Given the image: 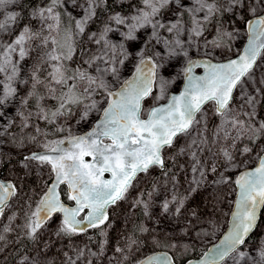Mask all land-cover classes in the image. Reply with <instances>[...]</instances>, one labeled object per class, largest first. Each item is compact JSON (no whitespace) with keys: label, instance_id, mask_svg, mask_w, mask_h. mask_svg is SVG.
<instances>
[{"label":"snow or ice","instance_id":"snow-or-ice-1","mask_svg":"<svg viewBox=\"0 0 264 264\" xmlns=\"http://www.w3.org/2000/svg\"><path fill=\"white\" fill-rule=\"evenodd\" d=\"M242 32L247 43L233 51ZM209 113L219 120L211 131ZM73 118L87 130L73 133ZM37 121L66 135L50 139ZM6 165L0 264H57V240L71 245L59 264H264V0H0ZM44 168L46 187L18 225L10 201ZM122 202L125 231L112 243L110 213ZM223 204L226 230L193 258L219 231Z\"/></svg>","mask_w":264,"mask_h":264},{"label":"rangeland","instance_id":"rangeland-1","mask_svg":"<svg viewBox=\"0 0 264 264\" xmlns=\"http://www.w3.org/2000/svg\"><path fill=\"white\" fill-rule=\"evenodd\" d=\"M97 29V25L93 24L91 26V31H96ZM242 35V39L241 38H237L235 41L232 42V47H233V51L239 50L245 40V37L243 32L241 33ZM208 38L211 39V35H208ZM81 40L83 38H80ZM79 43V41H78ZM88 48H91L92 50H95L94 45H90V44H86L85 45ZM195 52H193L192 54H194ZM218 58H224L223 56L220 55V51L217 50L216 53ZM176 71H179V64L177 62V66H176ZM259 71V70H258ZM163 75L165 77H168L169 75H173V69L170 67L167 69V71L163 72ZM182 83L178 82L177 84H173L171 86H169L168 88V94L171 91H176L180 88ZM258 85L256 84H252L251 88L257 87ZM251 88L248 89V91H251ZM240 103L239 98L237 97L235 104L238 106ZM36 123L39 124V126L41 127V124L43 123V121H37ZM58 124L60 123V121L57 122ZM69 125L71 126L73 133L74 132H79L82 131L84 129L87 128V125H78L75 123V118H73V120H70ZM219 123L218 118H214L211 116V113H209V131H211V129L213 127H215L217 124ZM42 128V127H41ZM25 132H30L29 129H26ZM35 147V146H32ZM29 149L25 148L24 151L27 152ZM13 164H15V159L13 160ZM0 172H4L5 176L10 178L13 174L8 172V166L6 165L3 170L0 169ZM16 174L19 176H23V170L17 168ZM47 178V168L44 169H40V170H35L33 171L32 175L27 177L24 181H23V193H27V195H23L21 194L18 198H14L13 201H11L10 203V208L6 210V215L7 216H11L13 213L16 214V221L15 223L18 225H23L25 222V213L26 212H30L32 210L35 209V202H36V198L38 197V193L40 191L43 190L44 187H46V185H44L42 183L43 180H46ZM182 191V189H181ZM31 197V200L28 199V197ZM232 197H228L229 201L231 200ZM27 201V203H26ZM201 202V195H196L190 202H189V206H193L195 204H200ZM28 204H31V208L28 207ZM128 205L125 203H121V205L116 209L115 212H111L110 215L113 216L114 218V225L113 228L109 230V239L112 243L117 242L118 237L120 236V233L122 231H125L124 225L127 222L125 220V215L127 214L128 211ZM220 211L217 214V216L213 217V220H218L219 223V231L217 232V234L215 236H213L211 238L210 241H205V243L203 244L204 246H206L207 244L213 242L214 240H216L220 234L222 233V231L224 230V227L226 225L227 222V218L229 215V204H223L220 205ZM201 211H207V201L204 202V204L201 205ZM133 219H135L136 221H138L139 219V212L137 211V214L135 217H133ZM141 223H146V221H144L142 218L140 220ZM60 223V216L57 215L55 217H53V219L51 221H49L48 225H47V232L44 233L43 238L47 239V235L48 233H51L53 231H55V229L57 228V225ZM13 236H15V233L12 234ZM87 237L82 236V237H77L74 239L73 244H77V245H83V243L87 242ZM31 247L27 250L28 252H31L32 249V244H30ZM203 245H201L200 247H202ZM71 245H69V242L67 240H64L63 242L57 240L56 245L50 250L49 252V256L55 258L57 260V264H59V256L58 253L61 250H67V247H70ZM90 247L93 245H89Z\"/></svg>","mask_w":264,"mask_h":264},{"label":"trees","instance_id":"trees-1","mask_svg":"<svg viewBox=\"0 0 264 264\" xmlns=\"http://www.w3.org/2000/svg\"><path fill=\"white\" fill-rule=\"evenodd\" d=\"M102 18V17H101ZM95 25H97V24H95ZM69 27H71V25H68ZM193 55H195V53L193 54ZM229 55H231V53H229ZM41 127H42V129H44L45 131H48V132H50V133H52V135H50V139H57V138H61V137H63V136H65L66 135V133H63V134H55L54 133V130H53V126H51V125H45V123L43 122L42 124H41ZM1 170H3V169H1ZM47 179V178H46ZM42 194V191H40L39 193H38V197L36 198V204L38 203V201H39V198H40V195ZM66 199V198H65ZM140 220H141V217H140V215H139V219H138V221L137 222H140ZM90 235H92V237H93V241H92V243H91V245H95L96 243H98L99 242V240H100V237L96 234V232L93 230L91 233H90ZM86 237H87V239H88V234H86ZM31 242H28V241H25L24 242V250L25 251H27L30 247H31ZM204 247H206V246H202V247H199L194 253H192V256H198L199 255V253H200V250L202 249V248H204ZM9 264H13V261L12 260H10L9 261Z\"/></svg>","mask_w":264,"mask_h":264},{"label":"water","instance_id":"water-1","mask_svg":"<svg viewBox=\"0 0 264 264\" xmlns=\"http://www.w3.org/2000/svg\"><path fill=\"white\" fill-rule=\"evenodd\" d=\"M246 43H247V37H245V40H244L242 46H243V45H246ZM242 46H241L240 49H242ZM240 49H239V50H240ZM230 56H231V55H230ZM220 59H223V58H220ZM197 74H198V75L203 74V69H198V70H197ZM181 88H182V84H181V86H180V88H179L178 90L169 92V95H172V94H178V91H179ZM163 102H164V101H162V103H163ZM84 130H87V128L84 129ZM84 130H82V131H84ZM82 131L74 132V133H81ZM0 174H2V175L4 176V178H6V179L8 178V177L5 176L4 172H0ZM62 198H63V197H62ZM10 203H11V201H10ZM66 203H68V202H66ZM68 204H69V206H73L72 203H68ZM229 219H230V212H229V215H228V218H227V222H226V225H225L224 230L222 231V233L226 230V228H227V226H228V223H229ZM222 233L220 234V236H219L216 240H214L213 242L207 244L206 247H211L212 244L218 242V239L222 236ZM148 254H151V253L149 252ZM192 257L195 258V257H197V256H192Z\"/></svg>","mask_w":264,"mask_h":264},{"label":"flooded vegetation","instance_id":"flooded-vegetation-1","mask_svg":"<svg viewBox=\"0 0 264 264\" xmlns=\"http://www.w3.org/2000/svg\"><path fill=\"white\" fill-rule=\"evenodd\" d=\"M65 199V198H64ZM65 201H66V199H65ZM66 202H68V203H72V202H70V201H66ZM35 206H36V203H35ZM55 217V216H54Z\"/></svg>","mask_w":264,"mask_h":264}]
</instances>
